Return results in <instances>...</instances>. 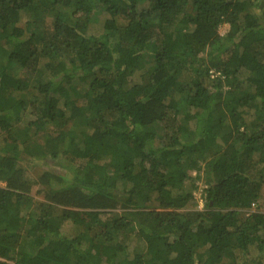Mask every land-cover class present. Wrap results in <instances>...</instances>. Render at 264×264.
<instances>
[{
    "label": "trees",
    "instance_id": "trees-1",
    "mask_svg": "<svg viewBox=\"0 0 264 264\" xmlns=\"http://www.w3.org/2000/svg\"><path fill=\"white\" fill-rule=\"evenodd\" d=\"M0 181V264H264V0H0Z\"/></svg>",
    "mask_w": 264,
    "mask_h": 264
},
{
    "label": "rangeland",
    "instance_id": "rangeland-1",
    "mask_svg": "<svg viewBox=\"0 0 264 264\" xmlns=\"http://www.w3.org/2000/svg\"><path fill=\"white\" fill-rule=\"evenodd\" d=\"M227 30H228V24H226V23L221 24L218 28L219 34H224ZM40 170H41V168L39 166L29 165V167H27V165H26V175L31 177V178H35L37 176V174L39 172H41ZM192 173L195 175L194 171H192ZM197 182H198V187L195 191V197L197 199V202H196L195 208L198 210H201L204 207L203 206V200L200 198V191H201V188L203 186L201 185V181L197 180ZM3 184L4 183L0 181V185H3ZM39 188H40L39 185H33L31 194H33L35 198L42 199L43 193L42 192H36V190ZM258 210L264 212L263 200L261 202H259V209Z\"/></svg>",
    "mask_w": 264,
    "mask_h": 264
}]
</instances>
